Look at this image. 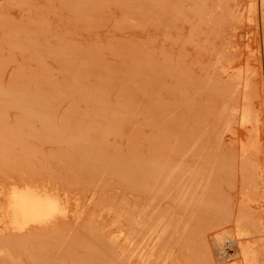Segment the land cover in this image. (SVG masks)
I'll use <instances>...</instances> for the list:
<instances>
[{"label": "rangeland", "instance_id": "rangeland-1", "mask_svg": "<svg viewBox=\"0 0 264 264\" xmlns=\"http://www.w3.org/2000/svg\"><path fill=\"white\" fill-rule=\"evenodd\" d=\"M0 264H264V0H0Z\"/></svg>", "mask_w": 264, "mask_h": 264}, {"label": "bare ground", "instance_id": "bare-ground-1", "mask_svg": "<svg viewBox=\"0 0 264 264\" xmlns=\"http://www.w3.org/2000/svg\"><path fill=\"white\" fill-rule=\"evenodd\" d=\"M18 197L19 198H16L17 200L14 202V204L11 207V209L13 210V213L16 216H19L22 219H26V220L33 219V218L35 219V217H38L40 214H42L46 211L45 205L43 203H40L39 201L35 200L34 198L27 197V196H18ZM12 200H14L13 197H12ZM16 225L17 224H15V226ZM22 225H23V223H22Z\"/></svg>", "mask_w": 264, "mask_h": 264}]
</instances>
